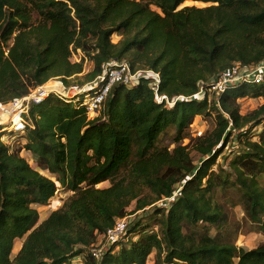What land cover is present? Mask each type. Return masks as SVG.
I'll return each mask as SVG.
<instances>
[{
    "label": "trees",
    "instance_id": "1",
    "mask_svg": "<svg viewBox=\"0 0 264 264\" xmlns=\"http://www.w3.org/2000/svg\"><path fill=\"white\" fill-rule=\"evenodd\" d=\"M187 1L204 6H182ZM79 49L84 57L73 61ZM88 58L86 82L106 62L128 59L133 70L160 75L159 95L192 96L199 82L235 64L264 61V0H0V102L53 78L68 85ZM243 97H264V82L171 107L157 99L151 79L116 83L94 117L59 94L32 104L26 143L13 148L0 133V264H67L75 257L82 264H147L153 253L154 264H264V242L237 244L243 221L264 232V102L244 114ZM211 114L215 127L184 145L195 120ZM234 142L235 156L220 165ZM23 149L56 180L33 167ZM59 187L72 194L39 223L36 206L47 205ZM178 188L157 207L153 224H130L122 241L94 257L91 248L118 219ZM232 191L242 220L232 216Z\"/></svg>",
    "mask_w": 264,
    "mask_h": 264
},
{
    "label": "built area",
    "instance_id": "2",
    "mask_svg": "<svg viewBox=\"0 0 264 264\" xmlns=\"http://www.w3.org/2000/svg\"><path fill=\"white\" fill-rule=\"evenodd\" d=\"M75 54L80 55L81 59L84 57V54L80 49L77 53H74L73 56ZM142 78L151 79L152 87L155 90L157 99L161 102L166 101L167 106L171 107L177 101L184 99L187 100L188 98L201 99L206 95H208L209 98L211 96L218 97L223 95L228 89L244 83L261 84L264 82V61L260 62L258 65L245 67L235 64L227 70L218 73L210 80L199 82V89L192 96L179 95L170 99L167 95H159L160 75L158 73L151 69L133 70L131 63L127 59H112L105 63L103 73L88 83L90 89L85 93L84 98H74L86 107L89 115L94 117L98 114L108 93L116 83L138 85ZM55 90V88L43 84L31 89L28 94L22 97H15L7 103L0 102V116H5L10 119V126H12L14 130L22 131L28 125V122L24 118L25 112L28 114L29 108L32 104H40L50 94H57ZM76 96L78 95L76 94ZM179 191L180 188H178L170 198L164 199L160 201V203L162 202L163 205L166 201H172L177 194H179ZM160 203H157V205ZM127 217L118 219L115 225L109 228L104 235L107 237L110 248L125 238L130 225ZM109 249L106 250L104 247H93L91 248V252L94 257L101 260L104 253Z\"/></svg>",
    "mask_w": 264,
    "mask_h": 264
},
{
    "label": "rangeland",
    "instance_id": "3",
    "mask_svg": "<svg viewBox=\"0 0 264 264\" xmlns=\"http://www.w3.org/2000/svg\"><path fill=\"white\" fill-rule=\"evenodd\" d=\"M193 4H196L198 6H204V3H201V2L199 3V2H194V1L184 2L182 6L193 5ZM120 38L121 37L118 34H114L112 36V40L114 42H118ZM80 59H81V56L78 54H75L72 58L73 61H80ZM84 64H85L84 65L85 71L77 76H73L69 78L70 82L68 83V85L63 83L60 80V78H53L49 80L48 82H46L45 84L51 88H55L56 89L55 92L57 94L65 95L66 97L70 99L74 97L76 98L78 97L77 99H80L82 97L84 98L85 93H87L88 89H90L88 86L89 82L88 81L86 82L87 74L89 73V71L93 69V64L91 63L89 58L88 60L86 59ZM76 94L78 96H76ZM210 99L212 100L213 96H211ZM263 102H264V97H243L239 100V104L241 106V112L244 114L247 112H250L253 109L257 108L259 105H261ZM24 115H27L26 112ZM90 117H92V115H90ZM9 120L10 119L6 118L5 116H0V133H3L1 141L6 142L13 148H18L20 147V145L26 143V140L24 137L25 133L24 132L22 133V131L20 130L19 131L14 130V128L10 126ZM215 123H216V119H215L214 114L198 117L195 120V122L192 124V126L189 128L187 132V137L184 139L183 144L191 145L193 138L195 139L196 137L204 135L208 131L212 130L216 125ZM258 129H260V127H258L257 130ZM252 134L255 135L254 132ZM169 136H167L166 139L172 138L171 134H169ZM253 138L256 139L255 136H253ZM237 144H238L237 142L236 144L234 142L231 144V146L227 147L224 150L221 159H219L220 165L229 163V161L235 156V153L231 154L229 152L233 150L237 151L238 150ZM233 145H235V147ZM189 149H191V155H192L194 164H199L201 161L200 154L197 153L195 150H192V146H189ZM21 154L30 162V164L33 167H36L37 169H39L41 173L56 180L55 175H53L47 170H43L38 167L36 158H34V155L32 154V152L23 149ZM226 170L228 173H231L232 177L234 178V174L230 172L229 167L228 168L226 167ZM109 185H110L109 182L106 181V182L99 184L98 187H108ZM71 194H72V191H67L64 188L59 187V190H57L56 194L50 199L47 205H37L36 207L40 213L39 223L42 222L44 219H46L52 211L60 208L62 204L64 203V201ZM230 194H231V197H230L229 206L232 211V216L234 217L236 216V218L242 220L244 217V211H243L242 205L240 203L238 204L239 196L236 192H233V191ZM168 202H171V201H166L165 204H168ZM158 203H160V201ZM165 204L163 203V205ZM161 205H162V202L156 206L151 205V206L146 207L144 210H139L136 213H131L127 217L128 221L130 222V224H134L135 222H140L142 226L149 225V224L151 225L154 223L156 219L160 218V215L159 216L156 215L155 211L157 207H160ZM133 208H134V204L130 207V210ZM243 222H244L245 228H244V231L238 237L237 244L239 246L244 247L245 249L256 248L257 246H259L260 244L264 242V232L262 231L261 226L258 224L251 225V224H247V222L245 221ZM131 234L132 235L134 234L133 235L134 238L137 235V233H131ZM23 241H24V238L16 239L15 248L13 250L12 256H15L18 253V251L21 249ZM93 247H104V249L106 250L109 249L110 245L108 244L107 237L106 236L101 237L100 240ZM154 259H155V254L153 253L150 256L147 264H154ZM67 264H82V258L75 257L71 260L70 263H67Z\"/></svg>",
    "mask_w": 264,
    "mask_h": 264
},
{
    "label": "clouds",
    "instance_id": "4",
    "mask_svg": "<svg viewBox=\"0 0 264 264\" xmlns=\"http://www.w3.org/2000/svg\"><path fill=\"white\" fill-rule=\"evenodd\" d=\"M128 60V59H127ZM129 61V60H128ZM130 62V61H129ZM131 63V62H130ZM131 67H132V65H131ZM90 82V81H89Z\"/></svg>",
    "mask_w": 264,
    "mask_h": 264
}]
</instances>
